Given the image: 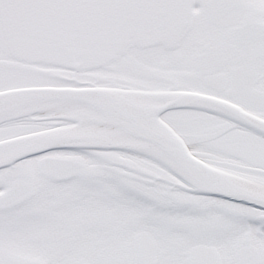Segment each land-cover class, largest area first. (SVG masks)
<instances>
[{"label":"snow or ice","instance_id":"obj_1","mask_svg":"<svg viewBox=\"0 0 264 264\" xmlns=\"http://www.w3.org/2000/svg\"><path fill=\"white\" fill-rule=\"evenodd\" d=\"M0 264H264V0H0Z\"/></svg>","mask_w":264,"mask_h":264}]
</instances>
